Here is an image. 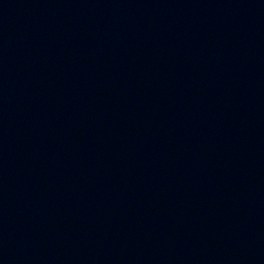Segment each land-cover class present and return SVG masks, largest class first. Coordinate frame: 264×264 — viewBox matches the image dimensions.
<instances>
[{
    "label": "water",
    "instance_id": "obj_1",
    "mask_svg": "<svg viewBox=\"0 0 264 264\" xmlns=\"http://www.w3.org/2000/svg\"><path fill=\"white\" fill-rule=\"evenodd\" d=\"M0 264H264V0H0Z\"/></svg>",
    "mask_w": 264,
    "mask_h": 264
}]
</instances>
